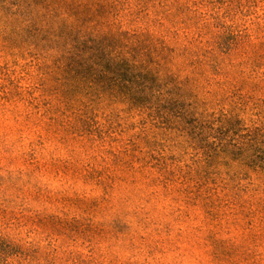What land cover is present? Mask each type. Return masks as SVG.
I'll use <instances>...</instances> for the list:
<instances>
[{
	"label": "rangeland",
	"instance_id": "obj_1",
	"mask_svg": "<svg viewBox=\"0 0 264 264\" xmlns=\"http://www.w3.org/2000/svg\"><path fill=\"white\" fill-rule=\"evenodd\" d=\"M0 264H264V0H0Z\"/></svg>",
	"mask_w": 264,
	"mask_h": 264
},
{
	"label": "trees",
	"instance_id": "obj_2",
	"mask_svg": "<svg viewBox=\"0 0 264 264\" xmlns=\"http://www.w3.org/2000/svg\"><path fill=\"white\" fill-rule=\"evenodd\" d=\"M120 62L118 63L119 66ZM114 67L109 69H102L98 67H88L86 64L85 59L81 64H79L80 68H84V70L89 71L92 74H95V77L99 81L107 80L113 87L122 85L126 90H128L133 95L135 92H132L135 90L134 84L138 85L140 89H143V84H137L135 81L139 80V73L135 69L134 64L129 63H123L120 65V67ZM141 72V71H140ZM103 79V80H100ZM146 88V85H144ZM147 93V90L143 93V98L145 97V94ZM141 99V98H139ZM138 99V100H139Z\"/></svg>",
	"mask_w": 264,
	"mask_h": 264
}]
</instances>
